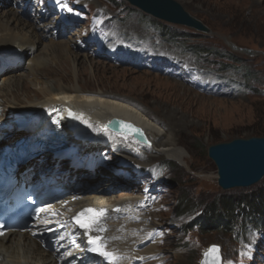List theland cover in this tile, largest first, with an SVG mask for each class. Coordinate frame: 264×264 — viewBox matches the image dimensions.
Segmentation results:
<instances>
[{"label": "rangeland", "instance_id": "374dc122", "mask_svg": "<svg viewBox=\"0 0 264 264\" xmlns=\"http://www.w3.org/2000/svg\"><path fill=\"white\" fill-rule=\"evenodd\" d=\"M18 1L0 0V15L10 8L21 19L38 26L39 23L16 7ZM68 1L83 11V17L73 28L74 32L69 31L66 38L55 41L71 42V53L77 59L74 66L66 65L64 78L56 81L92 95L126 97L157 125L159 143L173 140L185 153L183 162L147 152L143 157H126L112 143L104 141L96 145L107 144L101 150L113 148L118 152L107 155V168L100 165L101 172H86L90 174L86 177L96 176V179L81 177L86 180L80 181L83 185L80 188L85 190L95 185L92 189L100 191L98 196H102V201L110 197L112 202L137 200L131 227L143 228L147 234L154 232L159 242L155 255L146 258L151 259L147 264H199L204 250L212 244L221 246L223 264H264V221L242 226L241 216L227 229L212 225L214 219H201L221 199L239 200L264 191V179L250 188L221 189L217 167L208 156L211 145L236 138L264 137V0H176L202 21L210 33L158 20L126 0ZM40 25L41 32L45 26L52 27L50 19ZM93 32L100 42L111 38L109 45L114 49H122L119 48L122 43L127 51L146 46L155 54L159 52L164 59H171L178 79L143 67L120 65L118 54L101 58L98 52L94 56L93 50H81L79 39L91 41ZM92 45L96 49L97 45ZM43 52L37 54L39 58L48 59L49 52ZM33 53L23 58L22 66L30 64ZM47 63L48 77L41 73L38 82L52 85L55 82H51L50 75L57 77L55 64ZM24 69L7 70L0 77V93L6 91L5 84L14 80L32 84L28 92L21 94L19 102L7 97L10 101L7 104L5 99H0V119L4 122L14 114H11L13 109L45 101L39 92L44 86ZM249 72L255 78L251 82L246 81ZM202 75L205 81L197 83V77ZM92 150L94 147L89 146L80 153ZM90 155H95L92 164L99 165L100 154L97 157L94 151ZM134 166H141L145 173L133 170ZM113 169L119 176L111 172ZM183 196L189 200L184 211L180 210ZM144 198L151 201L143 205L142 200H147ZM258 221L256 217L255 223Z\"/></svg>", "mask_w": 264, "mask_h": 264}, {"label": "bare ground", "instance_id": "6f19581e", "mask_svg": "<svg viewBox=\"0 0 264 264\" xmlns=\"http://www.w3.org/2000/svg\"><path fill=\"white\" fill-rule=\"evenodd\" d=\"M54 1L56 2V0ZM41 28L42 26L40 24L37 26L34 23L21 19L14 10L10 8H5V10L1 12L0 77L5 75L7 70H21L25 68L24 70L29 71V73L35 77L38 84L40 83L44 86L42 87L43 90L39 92L43 94L45 101H43L42 104L34 103L35 105L31 104L25 108L13 109L11 114H16V116L14 115L12 118V120L14 119L13 121H17L18 117H26L28 114L38 113L50 106H56L55 108L59 107L60 109L58 110H64L69 116H72L69 112V110H71V113L79 117L81 123L87 128L88 135L86 143L83 144L80 143V141L76 142L74 140V143H79L80 152L87 151L89 146H92V143L101 144L105 141L112 143L116 150L120 151L126 157H143L144 153L147 152L157 155H167L179 162H183L185 156L184 151L177 148L173 140L159 143L161 135L158 133L157 125L146 118L139 110L134 108L131 105V100L127 101L128 99L126 100V97L114 94L104 93L105 95H92L91 93H86L87 90L64 86V84H61L58 80L56 81V78H64V74L67 72L66 65L68 66L71 64L74 66L77 56L75 57L71 53V47L73 46L71 42L63 43V41H55V27L48 28L45 26L46 29H43L42 32L40 31ZM40 46L42 48H40ZM43 50L49 52L48 59L47 56L41 59L39 55H37L40 54L41 51L43 52ZM32 52H34V56L29 59L30 64L28 66H22L23 58L31 55ZM48 61L51 65L55 64L54 72H56L55 74L57 76L52 77L50 75L52 78L51 82H55V84L52 85L38 82L41 73L43 76L48 77L49 67L46 68ZM31 86V82L21 84L17 82V80H14L12 83L5 84L4 90L6 89V91L0 93V99H5L7 104L10 102H8L7 97L14 98L16 102H19L21 94L28 92ZM112 118H121L142 127L146 131L152 144L146 146L133 137L125 136L109 129L105 130L104 127ZM15 131L5 130L3 135L7 137L19 133ZM70 136L69 134V137ZM49 159L51 162L46 164V166L55 163L60 169V173L56 178V184L64 190L65 194L56 203L55 209L62 216H70L85 207L103 202L101 200L102 196L100 198L98 196L100 192L98 189H92L88 191V193H85L81 188L80 190L78 188H73L74 186L71 184V181L75 179L78 183L82 180H86V178L90 176L89 173L83 172L80 174L76 172L67 160L55 157ZM31 166H33V164ZM31 166L28 169H30ZM46 166L39 164L35 166V170H38V172L42 171L41 169ZM81 177L86 178L81 179ZM95 199H100V201H96ZM112 201L110 197L106 199L105 203L111 205V207H121L122 214L125 216L123 219L113 221L110 228L113 247L120 250V253L123 255V260L120 264H129L131 259L135 260L139 258L143 260L155 255L158 250V240L153 238L150 239L151 234H147L143 228L131 227L133 222V208L136 206L137 200ZM142 201L144 205L145 203L148 204L151 200L147 199ZM41 226L33 228L30 231L9 233L4 238H1V264H65L58 253L40 244L38 236L43 232ZM149 239L150 241L148 243L147 240ZM145 242H147V244L140 249H136L137 246Z\"/></svg>", "mask_w": 264, "mask_h": 264}, {"label": "water", "instance_id": "95a60500", "mask_svg": "<svg viewBox=\"0 0 264 264\" xmlns=\"http://www.w3.org/2000/svg\"><path fill=\"white\" fill-rule=\"evenodd\" d=\"M144 13L169 24L181 25L198 32L210 33L209 28L185 10L176 0H126ZM251 53V50H243ZM131 125L135 132L125 127ZM106 127L116 133L133 136L150 146L146 131L121 118H112ZM142 133V134H141ZM208 156L217 167L218 185L223 190L250 188L264 179V137L236 138L211 145ZM215 249V250H214ZM199 264H222L221 246L210 245Z\"/></svg>", "mask_w": 264, "mask_h": 264}, {"label": "trees", "instance_id": "16d2710c", "mask_svg": "<svg viewBox=\"0 0 264 264\" xmlns=\"http://www.w3.org/2000/svg\"><path fill=\"white\" fill-rule=\"evenodd\" d=\"M252 72L246 74V81L251 82L255 78L252 77ZM249 85V84H248ZM188 198L183 196L181 199V209L184 211L188 206ZM243 216L242 226L260 224L264 221V191L253 194L252 196L240 198L239 200H227L226 202L221 199L218 203L213 204V207H210V210L206 213V216H202V220L205 218L214 219L212 225H219L222 227H227L239 217ZM256 217L258 223H255ZM263 219V220H260ZM201 222V221H200ZM207 224V223H206ZM211 225V224H208ZM218 227V226H217Z\"/></svg>", "mask_w": 264, "mask_h": 264}, {"label": "snow or ice", "instance_id": "6c2138e0", "mask_svg": "<svg viewBox=\"0 0 264 264\" xmlns=\"http://www.w3.org/2000/svg\"><path fill=\"white\" fill-rule=\"evenodd\" d=\"M56 3H57V5H60V4L62 3V0H56ZM68 11H71V9H68ZM69 112H70L71 115H75V114H72V113H71V110H69ZM125 127L128 128V129H130V130H132V131L138 132V133L141 132V130H139V129H134L133 126H131V125H125ZM141 134H142V133H141ZM40 211L43 212L44 209H41ZM85 213H91V214H92L93 216H95V217H102V216L105 215V212H104L103 210L97 211V210H95V209H91V208H89V209H86V210L82 211L81 213H79L78 216L74 217V219H75L76 222L79 224V226H80L81 228L86 229V230L89 231V232L92 231V225L96 224L97 221H96V220H91L90 223H83V222H81L82 218L85 216ZM55 214H56V213H54V215H55ZM37 218L39 219V216H38ZM98 230L103 231L104 229H103V228H100V229H98ZM0 235H3V232H0ZM88 243H89V244H97V241H96V240H93V239L90 237ZM91 250H92L93 252H97V253H99L100 255L105 256V257H109V256L111 255L110 253L104 251L103 247H102V246H99V245L96 246V247H93ZM214 250H215V249H214Z\"/></svg>", "mask_w": 264, "mask_h": 264}]
</instances>
